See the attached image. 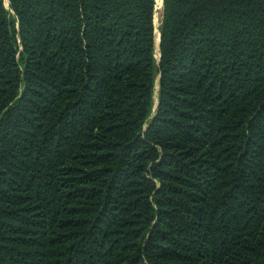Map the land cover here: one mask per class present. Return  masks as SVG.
I'll return each instance as SVG.
<instances>
[{
	"label": "trees",
	"instance_id": "16d2710c",
	"mask_svg": "<svg viewBox=\"0 0 264 264\" xmlns=\"http://www.w3.org/2000/svg\"><path fill=\"white\" fill-rule=\"evenodd\" d=\"M156 6L0 0V264H264V0Z\"/></svg>",
	"mask_w": 264,
	"mask_h": 264
},
{
	"label": "bare ground",
	"instance_id": "6f19581e",
	"mask_svg": "<svg viewBox=\"0 0 264 264\" xmlns=\"http://www.w3.org/2000/svg\"><path fill=\"white\" fill-rule=\"evenodd\" d=\"M156 1H157V10H162L163 9V0H156ZM157 22H158V20H157V17H156V19H155V26L157 27V32H156V39H155V41H156L157 55L159 56V30H158L159 23H157Z\"/></svg>",
	"mask_w": 264,
	"mask_h": 264
},
{
	"label": "rangeland",
	"instance_id": "374dc122",
	"mask_svg": "<svg viewBox=\"0 0 264 264\" xmlns=\"http://www.w3.org/2000/svg\"><path fill=\"white\" fill-rule=\"evenodd\" d=\"M6 8H7V10H10V8H9V3L7 4V2H6ZM156 14H155V19H156V17H157V20H158V22L157 23H159V28H160V25H161V23H162V16H163V9L162 10H157V6H156ZM157 28V27H156ZM159 28H158V30H159ZM156 32H157V29H156ZM157 51V50H156ZM157 54V53H156ZM157 57H158V55H157ZM158 85H157V87H156V92H155V100L157 99V96H158Z\"/></svg>",
	"mask_w": 264,
	"mask_h": 264
},
{
	"label": "water",
	"instance_id": "95a60500",
	"mask_svg": "<svg viewBox=\"0 0 264 264\" xmlns=\"http://www.w3.org/2000/svg\"><path fill=\"white\" fill-rule=\"evenodd\" d=\"M163 6H164V0H163ZM155 29H157L156 26H155ZM155 37H156V32H155ZM160 43H161V35H160V31H159V56L157 57V54H156V58L158 60V64H160V61H161ZM155 47H156V41H155ZM156 53H157V51H156ZM159 79H160V77L158 78V81H159ZM156 108H158V104L156 105Z\"/></svg>",
	"mask_w": 264,
	"mask_h": 264
}]
</instances>
